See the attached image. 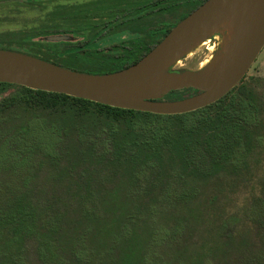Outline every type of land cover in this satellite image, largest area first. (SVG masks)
Segmentation results:
<instances>
[{"label":"trees","instance_id":"16d2710c","mask_svg":"<svg viewBox=\"0 0 264 264\" xmlns=\"http://www.w3.org/2000/svg\"><path fill=\"white\" fill-rule=\"evenodd\" d=\"M202 2L56 3L33 28L0 35V48L16 51L12 44H17L18 48L26 47L27 54L68 69L94 74L116 72L137 62L172 28L151 30L150 21L181 5L191 6L193 11ZM41 3L33 0L29 5ZM56 35H81L85 41L38 39ZM196 92L192 88L175 90L163 99H181ZM252 99L250 90L241 83L206 107L184 114L159 115L0 82V150L15 148L9 150V160L20 164L17 169L0 167V264H99L97 252L93 251L99 243L107 246L109 264H144L147 259L131 247L133 237L126 238L127 246L115 253L113 249L123 243L118 236L127 230L125 222L131 217L121 202L95 203L91 199L94 191L83 172L74 182L64 185L65 199L57 196V200L45 205L32 203L28 193L37 182L33 168L41 163V157L31 159L25 151L21 156L13 152H20L24 146L33 149L25 141L29 136L35 135L39 143L40 136L35 133L39 121L48 123L36 129L43 138L59 133L61 125L66 124L81 145L97 140L106 149L103 161L112 167L133 161L138 154L155 155L169 150L195 169L227 164L237 174L243 164L240 152L250 144L247 134L256 122ZM39 114H45V119ZM102 121L123 123L122 137L112 135L111 128L108 138L100 139L96 130L104 131L99 125ZM148 158L154 160L157 156ZM66 178L73 179L70 175ZM259 192L245 206L248 225L255 231L254 242L239 258L226 264H264V188ZM222 226L230 228L226 222ZM180 229L185 228L176 224L174 230L179 233Z\"/></svg>","mask_w":264,"mask_h":264},{"label":"rangeland","instance_id":"374dc122","mask_svg":"<svg viewBox=\"0 0 264 264\" xmlns=\"http://www.w3.org/2000/svg\"><path fill=\"white\" fill-rule=\"evenodd\" d=\"M31 1L0 0V35L26 32L56 3L88 0H34L42 2L35 6L29 5ZM189 11L191 6L181 5L154 18L149 22L150 28L164 31ZM219 35L224 37V32L221 30ZM38 39L85 41L81 35L41 36ZM200 42L189 54H183L165 66L164 71L203 70L219 60L222 46L215 35L205 36ZM12 48L25 53L26 47L18 48L17 44H12ZM241 83L252 94L256 122L247 134L250 144L240 152V163L243 164L239 173H233L227 164L195 169L192 163L169 150L155 155L138 154L135 160L112 167L103 161L106 149L97 140L87 146L81 145L66 124L61 125L59 133L43 138L37 130L48 123L39 121L35 129L40 136L39 143L35 135L29 136L25 141L33 149L24 146L19 148L20 152H13V155L21 156L25 151L31 159L41 157V163H36L33 168L37 182L28 193L30 200L35 205H45L57 200V196L65 199L67 188L64 185L74 182L79 172H83L94 191L91 199L95 203L121 202L126 215L131 217L125 222L127 230L118 236L123 243L113 249L115 253L127 246L126 238L133 237L131 247L147 258L144 264H195L196 261L199 264H226L239 258L255 238V231L247 222L245 206L253 194H260L264 188V45L237 85ZM39 115L41 119L46 117ZM99 125L104 128L103 132L96 130L100 139L108 138L107 132L111 128H114L112 135L122 137L120 132L125 128L123 123L102 121ZM10 149L15 150H0V167L17 169L18 162L10 163ZM150 156L157 158L153 160L148 158ZM67 175L73 179H67ZM225 222L229 229L222 226ZM176 224H182L185 229L177 233L174 230ZM93 247L97 262L109 264L107 246L99 243Z\"/></svg>","mask_w":264,"mask_h":264},{"label":"water","instance_id":"95a60500","mask_svg":"<svg viewBox=\"0 0 264 264\" xmlns=\"http://www.w3.org/2000/svg\"><path fill=\"white\" fill-rule=\"evenodd\" d=\"M238 15L231 48L203 70L164 71L183 47L201 41L208 26L225 13ZM264 45V0H205L177 22L137 62L116 72L94 74L68 69L30 54L0 48V82L66 94L111 107L178 115L206 107L234 88ZM193 95L165 100L171 91Z\"/></svg>","mask_w":264,"mask_h":264},{"label":"bare ground","instance_id":"6f19581e","mask_svg":"<svg viewBox=\"0 0 264 264\" xmlns=\"http://www.w3.org/2000/svg\"><path fill=\"white\" fill-rule=\"evenodd\" d=\"M238 23L237 13L228 12L225 13L218 21L210 24L206 29L205 34L215 35L217 42L222 46L223 55L231 48L232 43L236 36ZM222 30L224 32V37L221 38L219 32ZM201 42L198 39H194L188 45L182 48L179 55L189 54L193 49H195ZM216 65V62L213 66Z\"/></svg>","mask_w":264,"mask_h":264}]
</instances>
